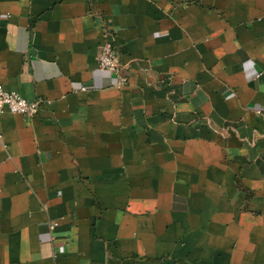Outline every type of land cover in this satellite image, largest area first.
Returning a JSON list of instances; mask_svg holds the SVG:
<instances>
[{
	"label": "crops",
	"instance_id": "obj_1",
	"mask_svg": "<svg viewBox=\"0 0 264 264\" xmlns=\"http://www.w3.org/2000/svg\"><path fill=\"white\" fill-rule=\"evenodd\" d=\"M0 84V264H264V0H0Z\"/></svg>",
	"mask_w": 264,
	"mask_h": 264
},
{
	"label": "built area",
	"instance_id": "obj_2",
	"mask_svg": "<svg viewBox=\"0 0 264 264\" xmlns=\"http://www.w3.org/2000/svg\"><path fill=\"white\" fill-rule=\"evenodd\" d=\"M96 59L97 66L100 69L107 70L116 76L118 81L117 84L121 85L125 83L126 74L119 61L115 43L109 34H107L106 38L101 43ZM38 107L39 102L37 100H28L17 91L6 90L2 84H0V114L4 109H7L11 113L30 116L37 112ZM54 225L55 222H52L50 227Z\"/></svg>",
	"mask_w": 264,
	"mask_h": 264
}]
</instances>
